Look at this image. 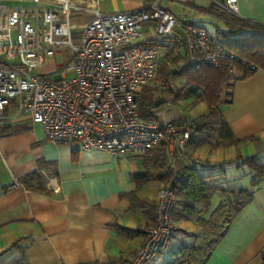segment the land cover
<instances>
[{
	"label": "crops",
	"instance_id": "crops-1",
	"mask_svg": "<svg viewBox=\"0 0 264 264\" xmlns=\"http://www.w3.org/2000/svg\"><path fill=\"white\" fill-rule=\"evenodd\" d=\"M144 1H134L126 8L140 6ZM237 4L240 17L264 25V0H237ZM180 5L228 23L239 33L233 38L253 32L247 25L234 30L232 23L236 19L208 1L191 0ZM90 16L85 11L73 17L77 32ZM220 32L223 38L230 37ZM231 80L228 95L220 99L217 107L238 140H213L195 149L189 145L182 159L197 163L201 172L218 175L215 179L231 193L250 191L251 201L232 216L226 196L216 193L202 216L215 217L220 210H227L228 217L221 224L222 236L217 241L213 237L205 249L198 241L206 229L199 219L202 213L181 217L174 220L176 230L169 249L148 264L173 262L184 245L188 246L187 264H200L204 257L203 264H264V178H255L244 165L236 166L239 157L247 156L264 163V70ZM173 105L163 104L157 117L191 120L207 111L202 101L191 110V116ZM5 126L21 130L5 132ZM145 154L84 151L57 143L44 136L40 125H31L27 115L17 117L8 110L0 120V264H129L144 241L146 229L154 223L156 194L163 184L154 179L136 188L132 176L150 164V154ZM40 162L47 164L39 168ZM37 170L45 178L47 192L29 190L19 183ZM253 178L256 185L251 184ZM218 202L225 205L212 212Z\"/></svg>",
	"mask_w": 264,
	"mask_h": 264
},
{
	"label": "built area",
	"instance_id": "built-area-1",
	"mask_svg": "<svg viewBox=\"0 0 264 264\" xmlns=\"http://www.w3.org/2000/svg\"><path fill=\"white\" fill-rule=\"evenodd\" d=\"M101 1L0 0V120L8 110L27 115L47 139L84 151L140 156L163 144L174 168L175 150L189 141L187 119L160 120L155 109L142 117L138 101L140 87L158 74L162 45L173 40L192 69L241 58L204 26L182 22L170 8L191 0H146L113 10L101 9ZM210 1L236 19L234 30L247 25L264 34V25L240 17L237 0ZM85 11L90 18L74 32L73 17ZM57 55L62 61L47 68L46 60ZM171 103L168 97L164 104ZM174 204L170 184H162L154 223L129 264H148L169 249Z\"/></svg>",
	"mask_w": 264,
	"mask_h": 264
},
{
	"label": "trees",
	"instance_id": "trees-1",
	"mask_svg": "<svg viewBox=\"0 0 264 264\" xmlns=\"http://www.w3.org/2000/svg\"><path fill=\"white\" fill-rule=\"evenodd\" d=\"M220 41L227 48L234 51L241 60L233 61L223 58L216 67L205 64L192 69L187 64L185 53L175 50V42L173 40H171L172 44L167 45L169 48H167L162 58L158 74L155 77L156 79H154L168 89V95L172 97V103H175L178 97L182 95L192 96L196 103L204 102L207 111L191 120H187L186 125L190 133L189 141L183 149L177 148L175 150L174 168L169 167L165 146L163 144L155 145L146 152V154H150L149 158H147L150 164H147L145 169L132 176L136 188L154 179L159 180L163 184L169 183L175 195V204L172 209L173 220L181 217L190 218L193 215L202 213L199 219L206 225L207 230L213 229L217 224V220L213 217V214H207V218L202 215L208 211L211 199L216 193L220 192L226 196L225 203L229 209L233 210L232 216L251 201V193L246 189L231 193L215 179L218 175H209L201 172L197 163L191 159H188L189 161L182 159V155L189 145L192 146L191 149H195L204 143L212 144L213 140L225 143H235L238 140L234 138L217 107L221 99L223 86L231 79L247 77L257 69L264 70V34L253 31L244 37L233 38L225 36ZM179 61L181 64L178 63ZM231 66L236 68L235 73L230 71ZM173 77H182L183 79L178 90L177 88L174 89L172 85L171 80ZM152 91V88L144 86L138 93L142 117L149 116L154 109L159 112L161 106L167 100L162 98L155 100ZM4 129L5 132H18L21 130L17 126H5ZM239 158L240 163L236 165L237 167L244 165L253 172L255 178H264V163L258 161L254 156ZM45 164L47 163L40 162L41 167L39 168H42ZM255 178L251 180L252 185L257 183ZM19 183H22L29 190L47 192L45 178L38 170L24 176ZM130 198L134 202L133 197L130 196ZM224 205V203L218 202L212 212L218 211ZM223 233L224 230L217 234L213 233L215 235L214 241H217ZM187 248L188 246H182L179 250L181 255L175 258L173 262L166 264H187L188 262L185 260L187 259L185 258ZM191 249L193 250V248L189 250ZM203 261L200 264H203Z\"/></svg>",
	"mask_w": 264,
	"mask_h": 264
},
{
	"label": "rangeland",
	"instance_id": "rangeland-1",
	"mask_svg": "<svg viewBox=\"0 0 264 264\" xmlns=\"http://www.w3.org/2000/svg\"><path fill=\"white\" fill-rule=\"evenodd\" d=\"M134 1H137V0H116L115 2L113 0H102L100 2V7H101V9H105V10H113V9H115V7H118L119 9H125L128 6L130 7L132 5V3H134ZM203 1L204 2L208 1V2H210V5L215 7V5L210 0H201V2H203ZM166 2L169 3V1H166ZM170 8L172 9V11L175 14L178 15L179 19L182 22L194 21L197 24L201 23L202 26H204L207 30H209L212 34H214L219 40L223 39V35H219L220 33H222L220 31H223L226 35H228L230 37H232L234 35H239V33H237L236 31H233L231 29V27L228 23H225V22L222 23L218 18H215L214 16H211L207 13L201 12L199 10H193L189 6L184 7L183 5H180L178 3H171ZM217 28H219L220 31ZM73 31L77 32L78 29L76 27H74ZM176 32L182 33V29L179 27H176ZM73 37L75 38L76 34H74ZM169 44H172L171 40L165 41V44L162 45L163 46V49H162L163 52H166L167 48H169V46H167V45H169ZM181 53L184 54L183 48H181ZM61 61H62V58L59 55H57L55 59L53 57H50L46 60L45 66L47 68L53 69L55 62L60 63ZM178 63L181 64L180 61ZM232 75H235V74H232ZM155 79L147 82L144 86H147V87H150L153 89L152 93L154 95L155 100H160V98L167 99L169 97L168 89L166 87H163L159 83V81H156ZM171 81H172V85H173L174 89L177 88V90H178V88L182 84L183 79H182V77H179V78L173 77ZM231 81L232 80H229L223 86V90L221 93V100L228 95V93L230 91ZM144 86H142V87H144ZM142 87H140V89L138 90L139 92H140ZM172 107H177L178 109L183 111L186 114V116H191L190 115L191 110L197 109L199 107V102L196 103L192 96L182 95V96L178 97V99L175 101V103ZM195 107H197V108H195ZM220 211L221 212H219L215 216V218L217 220L216 226L210 230L205 229V231L203 233H201V235L199 237L198 241L200 244H203V247L205 249L210 245L212 238L215 237V235L213 233L217 234L221 231V227H222L221 224L228 217V214L226 212L227 210L226 211L220 210ZM200 256H198V257L200 258Z\"/></svg>",
	"mask_w": 264,
	"mask_h": 264
}]
</instances>
